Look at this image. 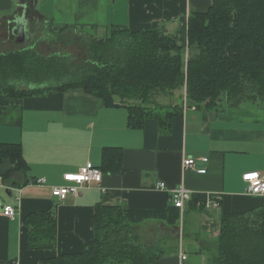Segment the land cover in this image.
<instances>
[{
	"label": "crops",
	"instance_id": "obj_1",
	"mask_svg": "<svg viewBox=\"0 0 264 264\" xmlns=\"http://www.w3.org/2000/svg\"><path fill=\"white\" fill-rule=\"evenodd\" d=\"M212 1L0 0V43L37 51L33 26L49 34L57 26L102 37L112 26L125 25L163 29L186 46L190 14L206 11ZM9 51L15 50L4 52ZM0 142L21 143L28 165L24 174H12L13 184H5L2 176L13 164L9 158L0 164V264H41L61 253L83 251L100 203L126 207L144 241L160 234L156 246L165 252L157 264H211L222 220L258 208L264 200L248 192L243 180L247 172H264V99L217 110L185 103L170 132L162 133L153 118L141 128L129 127L128 105L114 96L71 88L18 98L0 89ZM106 147L122 148L121 170L103 172L100 183L65 200L52 194V187L68 184L65 174L88 162L99 168ZM185 158H195L197 168L206 171L184 169ZM40 178L45 182L36 183ZM160 182L167 188H159ZM180 185L205 195V201H187L181 212L171 196ZM208 195L218 196L220 204L207 205ZM9 204L16 207L13 218L3 214ZM50 209L57 224L55 248L29 249L25 216Z\"/></svg>",
	"mask_w": 264,
	"mask_h": 264
},
{
	"label": "trees",
	"instance_id": "obj_2",
	"mask_svg": "<svg viewBox=\"0 0 264 264\" xmlns=\"http://www.w3.org/2000/svg\"><path fill=\"white\" fill-rule=\"evenodd\" d=\"M85 44L89 54L80 63L62 52L47 57L35 49L1 53L0 89L18 98L71 88L101 98L114 96L128 105L129 127L141 128L153 118L162 133L170 132L185 103L217 110L264 99V0H213L206 11L192 12L186 46L163 29L131 30L125 25H114ZM181 89L185 100L180 103L158 101V96ZM102 157V172L121 170L122 148L106 147ZM5 158L13 168L2 182L13 184L12 174L28 169L21 143L0 142V164ZM191 201L203 203L205 195H193ZM24 224L29 249L55 248L52 209L28 214ZM159 240L156 233L144 241L126 207L100 203L85 249L42 259L41 264H157L165 252L156 246ZM209 259L211 264H264V200L258 208L222 220Z\"/></svg>",
	"mask_w": 264,
	"mask_h": 264
},
{
	"label": "built area",
	"instance_id": "obj_3",
	"mask_svg": "<svg viewBox=\"0 0 264 264\" xmlns=\"http://www.w3.org/2000/svg\"><path fill=\"white\" fill-rule=\"evenodd\" d=\"M207 161V158H203ZM184 169H198L195 158H185L183 162ZM205 172V169H198ZM103 172L96 167L92 162H88L85 166L80 167L77 171L69 172L64 175V180L68 184L52 187V194L59 198L61 201L65 200L68 194H78L80 189L91 183H100L102 181ZM243 180L247 183V191L253 194L264 195V172L252 171L243 175ZM45 182L44 178L36 180V183L42 184ZM158 187L166 189V183H158ZM172 201L173 205L184 211L187 201H190L193 197V192L187 189L185 186L180 185L177 188L172 189ZM220 198L218 196H206L207 205L214 204L219 205ZM3 214L13 218L16 215V207L14 205H5L3 208ZM184 258V255H183ZM181 264H185L184 260Z\"/></svg>",
	"mask_w": 264,
	"mask_h": 264
},
{
	"label": "rangeland",
	"instance_id": "obj_4",
	"mask_svg": "<svg viewBox=\"0 0 264 264\" xmlns=\"http://www.w3.org/2000/svg\"><path fill=\"white\" fill-rule=\"evenodd\" d=\"M31 30L34 32V34H32V36H34L33 40L38 37V39H36V41H38V43L36 44L38 55L47 57L50 56V53L58 51L62 53H68L69 56L72 57L70 61L79 63L83 61L89 54L88 48L85 43H89V39L95 37V34H97L92 30L83 33L82 31L75 30L70 27L60 28L57 31H51L50 34L47 32V30L45 33H43L44 28L41 27L33 26ZM31 43L30 45L34 44ZM21 48L23 47H20V49ZM6 49L15 51L19 50V48L11 49L10 46L6 48V45L0 43V54ZM57 80L60 79L57 78L56 81ZM35 85L38 86L39 83H35ZM31 86L34 85H30V87ZM181 90L176 91L175 93H172L170 95H160L158 96V101L169 104L180 103L183 99L185 100V93L183 95H180ZM173 247L174 246H171V249H173Z\"/></svg>",
	"mask_w": 264,
	"mask_h": 264
},
{
	"label": "water",
	"instance_id": "obj_5",
	"mask_svg": "<svg viewBox=\"0 0 264 264\" xmlns=\"http://www.w3.org/2000/svg\"><path fill=\"white\" fill-rule=\"evenodd\" d=\"M22 30H23V33H24V28H22Z\"/></svg>",
	"mask_w": 264,
	"mask_h": 264
}]
</instances>
